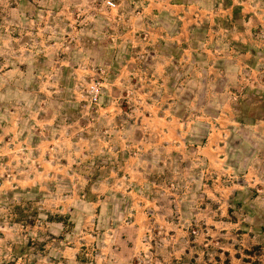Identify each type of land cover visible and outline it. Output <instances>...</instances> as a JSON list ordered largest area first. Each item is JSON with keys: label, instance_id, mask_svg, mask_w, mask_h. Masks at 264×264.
Instances as JSON below:
<instances>
[{"label": "rangeland", "instance_id": "374dc122", "mask_svg": "<svg viewBox=\"0 0 264 264\" xmlns=\"http://www.w3.org/2000/svg\"><path fill=\"white\" fill-rule=\"evenodd\" d=\"M219 1L0 0V264H264V71Z\"/></svg>", "mask_w": 264, "mask_h": 264}, {"label": "crops", "instance_id": "0c3cea01", "mask_svg": "<svg viewBox=\"0 0 264 264\" xmlns=\"http://www.w3.org/2000/svg\"><path fill=\"white\" fill-rule=\"evenodd\" d=\"M178 7L182 9L181 6ZM235 9H240L243 12V15L242 13L240 15L239 22L236 21V19L234 18ZM218 10L224 12V14L220 16L219 21H227L224 25V28L230 27V30L231 27H233V36H237L236 34H238V38H218V43L219 41H223V45L222 43L220 45L221 58L224 57V59L227 60H237L241 70H246L245 74L247 75L252 74V81H256L254 80L255 78L253 75H258L259 73L262 76L263 73L261 71L259 72V70L263 69L262 71H264V66L257 65V60H260L259 63H261V59H264V53L258 48L259 46L264 44V39L250 38V36L252 34V28L255 25L258 26L262 23L263 18L260 14L262 10H264V0H221L218 3ZM179 17L184 18L185 16L180 15ZM242 22H245L247 28L249 26L248 30L238 29V26L242 24ZM246 34L249 35V38H246ZM239 35L244 36L245 38H240ZM230 44L231 46L228 48L227 46H229ZM254 84L255 83L253 82L251 87H254ZM260 85H262V89L259 88L261 90V93L259 92L260 98H258L257 102L259 104H262L264 103V84ZM235 121H237V119H235ZM249 122H251V130H249V139L253 141L252 154L257 155L255 161H257L258 163H262L264 162V113L263 115L256 116ZM241 123H243V121ZM241 137L248 138V132L244 131ZM255 171H258V169H255Z\"/></svg>", "mask_w": 264, "mask_h": 264}]
</instances>
